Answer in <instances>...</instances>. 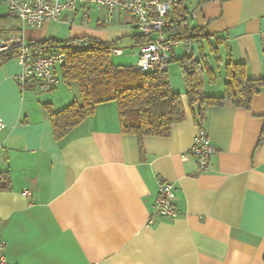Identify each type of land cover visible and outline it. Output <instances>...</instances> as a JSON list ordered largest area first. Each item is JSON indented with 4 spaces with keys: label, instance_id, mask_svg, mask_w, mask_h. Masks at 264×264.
I'll return each mask as SVG.
<instances>
[{
    "label": "crops",
    "instance_id": "obj_1",
    "mask_svg": "<svg viewBox=\"0 0 264 264\" xmlns=\"http://www.w3.org/2000/svg\"><path fill=\"white\" fill-rule=\"evenodd\" d=\"M92 10L98 15L90 17ZM87 13L63 12L24 34L115 40L124 60L117 64H135L142 41L132 37L141 34L134 19L113 10L111 24L94 6ZM192 23L204 27L197 52L201 46L215 73L214 82L203 83L205 94L223 92L227 57L244 62L249 77H264V0H208L194 10ZM122 36L130 38L131 54H124ZM207 44H217L218 62L208 59ZM174 50L171 60L181 56ZM20 68L13 56L0 57V171L10 182L0 189V236L8 262L264 264V86L249 108H205L202 127L215 151L199 170L192 156L182 158L200 126L181 73L170 74L169 83L181 95L185 118L167 135L122 132L109 100L56 140L43 104L63 107L78 98L77 84L62 80L38 92L15 81ZM158 178L173 182L178 214L150 223Z\"/></svg>",
    "mask_w": 264,
    "mask_h": 264
},
{
    "label": "trees",
    "instance_id": "obj_2",
    "mask_svg": "<svg viewBox=\"0 0 264 264\" xmlns=\"http://www.w3.org/2000/svg\"><path fill=\"white\" fill-rule=\"evenodd\" d=\"M205 1L208 0H198V3ZM189 5L190 2L187 1L175 6L167 30L176 37L199 41L207 34L204 27L192 23L193 18L189 12L193 6L190 8ZM19 30L17 18L0 16V31ZM132 37L138 42L142 41L141 43L149 39L145 33ZM38 41L54 42L61 47L64 60L58 66L59 75L63 82H75L78 87V98L63 107L54 108L49 102L43 104L56 140L64 138L71 128L91 115L97 103L109 100L116 104L120 130L133 133L138 138L143 135H167L173 123L185 118L181 95L171 88L166 69L140 71L132 65L113 62L110 49L115 40L81 36ZM217 48V44H207V50L213 53L215 62L219 61ZM197 53H184L173 58L179 62L188 106L194 103L197 105L196 123L202 127L205 108L210 105L228 103L249 108L252 97L264 86V77H249L244 62H236L227 57L223 68V92L217 95L205 94L203 83L205 80L214 82L215 73L204 60L205 52L201 46ZM263 136L260 135L259 141ZM9 184L7 173L0 171V189H7Z\"/></svg>",
    "mask_w": 264,
    "mask_h": 264
},
{
    "label": "built area",
    "instance_id": "obj_3",
    "mask_svg": "<svg viewBox=\"0 0 264 264\" xmlns=\"http://www.w3.org/2000/svg\"><path fill=\"white\" fill-rule=\"evenodd\" d=\"M188 0H0L4 10L1 15H8L19 20L20 30L16 32L0 31V57L13 56L20 64V70L14 79L21 87H33L38 92L48 91L62 79L57 72L64 60V51L54 42H40L24 34L25 28H38L48 22L57 21L63 12H74L83 8V17H87L90 6L98 8L109 18L110 12L117 10L134 19L135 26L149 39L139 45L134 68L140 71L164 70L171 60L173 50L182 45L184 53L197 52L198 41L180 38L167 30L171 13L179 2ZM196 6L189 12L193 18ZM108 20V19H107ZM111 53L121 54L119 48H111ZM4 125L0 117V129ZM215 147L207 131L200 127L193 136L189 150L182 155L183 159L192 156L199 170L209 167L210 156ZM22 193L29 195L27 189ZM175 187L172 181L158 178L157 193L153 201V211L148 222L158 217H175L178 210L175 206ZM5 240L0 236V264H13L5 256Z\"/></svg>",
    "mask_w": 264,
    "mask_h": 264
},
{
    "label": "rangeland",
    "instance_id": "obj_4",
    "mask_svg": "<svg viewBox=\"0 0 264 264\" xmlns=\"http://www.w3.org/2000/svg\"><path fill=\"white\" fill-rule=\"evenodd\" d=\"M192 5H195V0H190V5H189V7L191 8L192 7ZM93 7V6H92ZM4 10V8H3V6L2 5H0V11H3ZM95 15H98V13H97V11H95V10H92V13L90 14V17H93V16H95ZM126 15H128V14H126ZM128 16H130V15H128ZM131 17V16H130ZM87 19V18H86ZM85 19V20H86ZM79 20L80 19H78L76 22H79ZM89 19H87L86 20V22L88 21ZM111 21V17L109 16V20L107 21V22H110ZM111 23V22H110ZM112 23H114V22H112ZM111 23V24H112ZM108 25H110V24H108ZM120 39V41H122L121 42V44H120V46H122L123 47V49L125 50V53L124 54H126L127 52L129 53V54H131L132 53V50H133V48H132V46H130L129 45V43H130V38L128 37V36H122L121 38H119ZM131 44V43H130ZM175 52H176V54H184V48H183V46L182 45H177L176 47H175V50H174ZM210 53L211 52H208L207 53V57H208V59L209 58H212V56H213V53H212V55H210ZM115 53H113V54H111V60L113 61V62H115V63H121V62H123L124 60L123 59H121V55H114ZM123 54V55H124ZM210 55V56H209ZM132 66H134V64H131ZM166 71H167V75H168V79H170V74H172L174 71H175V73L176 72H178V78H179V75H180V66H179V62H178V59H173V60H171V61H169L168 62V64H167V69H166ZM75 84V83H74Z\"/></svg>",
    "mask_w": 264,
    "mask_h": 264
}]
</instances>
